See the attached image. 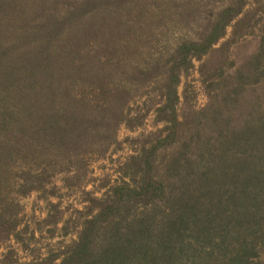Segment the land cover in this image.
Returning <instances> with one entry per match:
<instances>
[{
  "label": "trees",
  "instance_id": "1",
  "mask_svg": "<svg viewBox=\"0 0 264 264\" xmlns=\"http://www.w3.org/2000/svg\"><path fill=\"white\" fill-rule=\"evenodd\" d=\"M56 177L84 195L75 238L0 264H264V0H0V245L32 191L56 224Z\"/></svg>",
  "mask_w": 264,
  "mask_h": 264
},
{
  "label": "rangeland",
  "instance_id": "2",
  "mask_svg": "<svg viewBox=\"0 0 264 264\" xmlns=\"http://www.w3.org/2000/svg\"><path fill=\"white\" fill-rule=\"evenodd\" d=\"M196 65L197 62L193 61L190 73L186 78H181V81L186 80L189 83L193 101L196 105H200L204 98L198 90ZM180 88L181 86L178 87L179 90ZM152 118L153 114L148 111L140 128L147 131L159 127V123H152ZM137 132L138 129L129 131L120 127L116 131V138L121 140L125 136L134 137ZM129 152H131V149L126 146L125 142H122L115 151L102 158L89 161L87 181L82 186L83 190H91L93 195L99 196L106 188V185L101 188L98 187L102 183L101 180L106 177V184L113 183L118 175L116 166ZM53 183L58 187V194L56 195L59 196H51L50 200L52 202L57 201V208L61 210V213L57 216L59 218L56 224L50 226L42 223V218L45 216V206L43 200L37 197V192L32 191L18 200L20 223L17 229L20 230V239L15 241L12 236H9L5 242L1 243L0 254L10 248L19 261H29L31 257H34V261L38 263L49 251L62 249L65 244L75 238L78 219L74 210L82 208L84 203L82 197L84 195L79 192V189L66 191V189L60 187L58 177L53 179ZM62 226H64V230H61ZM63 231L64 233H62Z\"/></svg>",
  "mask_w": 264,
  "mask_h": 264
}]
</instances>
